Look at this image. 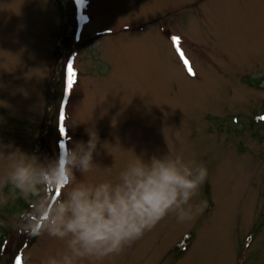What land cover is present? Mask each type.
Instances as JSON below:
<instances>
[{
    "label": "rangeland",
    "instance_id": "1",
    "mask_svg": "<svg viewBox=\"0 0 264 264\" xmlns=\"http://www.w3.org/2000/svg\"><path fill=\"white\" fill-rule=\"evenodd\" d=\"M78 3L0 0V149L51 160L93 130L96 166L76 174L88 182H115L134 155L195 160L207 169L191 201L207 202L202 214L168 215L105 264H264V0ZM9 163L0 157V175ZM19 200L0 207V264L15 252L45 264L62 242L14 228L31 208Z\"/></svg>",
    "mask_w": 264,
    "mask_h": 264
},
{
    "label": "clouds",
    "instance_id": "2",
    "mask_svg": "<svg viewBox=\"0 0 264 264\" xmlns=\"http://www.w3.org/2000/svg\"><path fill=\"white\" fill-rule=\"evenodd\" d=\"M98 144L96 132L89 130L86 142L51 160L11 145L7 154L0 149V157L10 162L0 175V207L9 199L31 205L12 217V226L21 234L62 242V250L45 264H105L168 215L191 222L207 207L206 201L191 203L207 178L206 167L168 151L147 159L133 154L115 182L77 180V173L96 166ZM103 171L110 176L112 167ZM49 190L55 195L49 197Z\"/></svg>",
    "mask_w": 264,
    "mask_h": 264
},
{
    "label": "snow or ice",
    "instance_id": "3",
    "mask_svg": "<svg viewBox=\"0 0 264 264\" xmlns=\"http://www.w3.org/2000/svg\"><path fill=\"white\" fill-rule=\"evenodd\" d=\"M172 40H173V43L177 45L176 51L179 53L180 58L183 60L185 66H188V63H189L188 60L184 58L183 52L178 47L179 38L178 37H173ZM188 71H189V74H192L191 68H188ZM66 72H67L66 89H71L74 86L75 76H76V73L73 71V65H72L71 62H69L67 64ZM60 119H61V121H63V119H64L63 112H61ZM61 132H63V128H61ZM16 261H17V264H19L20 258L17 257Z\"/></svg>",
    "mask_w": 264,
    "mask_h": 264
},
{
    "label": "trees",
    "instance_id": "4",
    "mask_svg": "<svg viewBox=\"0 0 264 264\" xmlns=\"http://www.w3.org/2000/svg\"><path fill=\"white\" fill-rule=\"evenodd\" d=\"M261 125H263V122H261ZM208 195H209V193H208ZM17 201H18V203L19 204H21V201L19 200V199H17ZM211 202V201H210ZM26 206H24V208H25ZM37 236H29V242L30 243H32V242H34V240H35V238H36ZM189 238V235L184 239V240H181L180 242H181V245H184V247H182V249H181V247L180 246H178L177 248L179 249H181V250H184L187 246H188V243H187V239ZM1 240H2V238H0V244H1Z\"/></svg>",
    "mask_w": 264,
    "mask_h": 264
}]
</instances>
